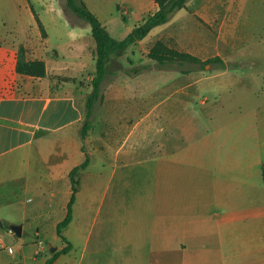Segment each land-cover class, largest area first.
<instances>
[{
    "label": "crops",
    "instance_id": "1",
    "mask_svg": "<svg viewBox=\"0 0 264 264\" xmlns=\"http://www.w3.org/2000/svg\"><path fill=\"white\" fill-rule=\"evenodd\" d=\"M84 1L117 39L124 38L158 9L156 0H110L106 9L96 5L94 0ZM226 1L188 0L167 22L154 26L143 39L132 45H140L141 52L147 55L154 43L163 39L202 59L214 55L222 57L216 29H222L229 16ZM33 17L34 25L24 28L21 1L0 0V239L11 245L10 234L17 235L11 227L16 224L22 225V233L29 226L37 235L48 228H56L66 215L71 196L70 170L88 156L86 171L95 153L109 149L116 165L133 163L142 166L145 161L155 162L153 171L157 179L153 181V188L156 189L157 210L146 219H150L157 258L146 264H264V151L259 139L247 148L233 143L231 146L229 124L232 118L208 115L205 118L211 123L203 127L199 117L196 119L193 114L175 115L166 122V113L164 124L173 125L174 130L165 131L167 125L160 126L157 152L138 146L126 148L125 141L110 149L111 144L102 133L82 136L87 94L92 90L82 92L67 81L58 85L50 82L49 64L44 56L51 46L50 32L44 24L46 36H43L35 15ZM64 26L70 28L68 34L71 37L87 40L86 43L68 45L70 52L83 54L89 50L95 59L96 42L91 40L88 24L68 20ZM200 26L210 30H200ZM150 36L152 40L145 43ZM230 42L224 41V46ZM20 44L26 47L29 59L46 61V76L17 72ZM128 48L118 50L108 58L125 54L130 65L111 72L118 77L111 84V94L102 93L93 109L98 104L102 111L111 103L114 104L110 105L111 109H115L116 102L136 98V95L128 94L131 81H138L149 70L134 67ZM53 51L57 56L60 53L65 56L58 47ZM72 63L68 62L66 69L70 70ZM79 66L78 71H82L84 67ZM187 69L189 71L180 73L185 76L196 74L192 70L195 68ZM176 89L174 93H182L178 97L180 103L192 102L196 95L192 89L184 90L183 86ZM139 96L143 101L138 106L147 98ZM131 101L127 107H134V100ZM206 102L202 100V103ZM71 111L74 114L71 115ZM60 115H64L62 120H58ZM150 129L149 118L143 116L127 126L125 140L128 142L137 132L135 140L141 142L149 136ZM139 156L142 159L136 158ZM140 169L148 173L152 168ZM80 184L78 203L83 202L82 179ZM28 189L35 190L41 197L47 194L48 200L53 202L50 213L21 208L20 196ZM4 207H9L8 214L3 212ZM34 220L37 221L35 224ZM74 220L75 215L70 224ZM24 256L22 253L17 258L15 249L12 252L0 249V264L45 263H34ZM58 259L53 264H57Z\"/></svg>",
    "mask_w": 264,
    "mask_h": 264
},
{
    "label": "rangeland",
    "instance_id": "2",
    "mask_svg": "<svg viewBox=\"0 0 264 264\" xmlns=\"http://www.w3.org/2000/svg\"><path fill=\"white\" fill-rule=\"evenodd\" d=\"M20 1L24 28L34 25V12L31 9L33 6L50 32L51 46L44 53L49 64L50 82L58 85L67 81L82 92L89 88L92 90L96 60L89 50L83 54L70 52L68 45L86 43L87 40L71 37L68 34L70 28L64 26L68 20L72 23L88 24L89 35L95 43L90 24L67 9L65 0ZM94 1L104 9L110 5V0ZM226 4L230 12L225 26L216 29L224 66L219 63L194 62L180 65L177 61L161 64L144 55L140 45L130 46L127 53L133 59L134 67L149 70V73L138 78V81H131L128 94L136 95L134 99L129 98L134 100V107H127L132 101L125 100L126 96L125 102L115 103V109L110 107L112 101H109L111 104L105 106L102 111L98 109L97 104L88 117L91 125L88 135L102 133L108 138L110 149L125 141L126 148L138 146L157 152L160 148L159 128L165 120L169 122V117L193 114L196 119L199 117L204 127L211 123L205 116L212 115L233 119L229 124V130L232 131L231 146L233 143L247 148L258 138L264 151V0H227ZM57 24H60V27H57ZM200 30L210 29L200 26ZM150 40L152 36L145 40V43ZM226 40L232 42L224 46L223 42ZM57 47L65 56L63 53L55 55L53 50ZM132 51L135 52L134 55ZM121 55L108 60L106 68L109 74L102 82V93L110 95L111 84L118 78L116 73L114 76L111 72H118L124 65H130L125 59V54ZM68 62H73L70 70L66 69ZM79 65L84 67L82 71ZM187 68H195L192 70L196 74L185 76L180 73L182 69ZM143 82L144 85L141 84ZM182 86L185 87L184 90L192 89L196 94L192 102L178 101L182 93L174 92ZM139 95H145L147 98L138 106V103L143 101ZM203 99L207 101L205 104L202 103ZM87 110L86 106V119ZM165 113L168 114L166 118ZM143 116H147L151 123L149 136L139 142L135 140V132L126 142L127 126ZM63 117L64 115H60L58 120ZM164 125H167L165 131L174 130L173 125ZM110 152L109 149L99 150L93 155L88 169L84 171L85 168H81L77 174L80 182L82 179L83 202L78 203L76 197L75 220L63 229V234L72 246L68 252L57 257V264H146L157 258V252L152 245L150 219H146L157 210V203L154 202L156 189L153 188V181L157 179L156 172L153 171L155 162L145 161L142 166L133 163L116 165ZM136 158L142 159L140 156ZM146 166L152 169L148 173L140 171V167ZM20 199L22 209L36 213H50L52 210L53 202L48 200L47 194L41 197L33 189L25 190ZM4 208L3 212L8 214L9 207ZM36 222L34 220V224ZM10 235V244L15 249V256L19 258L23 253L24 258L34 260V263H44L66 245L55 227L43 230V233L37 235L26 226L21 235ZM53 247L54 251L51 250ZM20 249H23V252H20Z\"/></svg>",
    "mask_w": 264,
    "mask_h": 264
},
{
    "label": "trees",
    "instance_id": "3",
    "mask_svg": "<svg viewBox=\"0 0 264 264\" xmlns=\"http://www.w3.org/2000/svg\"><path fill=\"white\" fill-rule=\"evenodd\" d=\"M66 8L76 13L80 18L84 19L91 26V33L96 42L95 48V60L96 71L92 79V91L87 98V119L84 122L81 135L86 136L91 128L88 122V117L92 113L93 106L96 100L102 98V82L107 74V60L108 58L118 50H124L130 45L143 39L150 30L159 24L167 22L172 14L179 8L186 5L188 0H156L158 3V9L150 14L145 20L135 26L124 38L117 39L111 35L108 28L102 23L100 18L87 6L84 0H65ZM32 11L39 23V27L43 36H46L44 24L35 12L34 7L31 6ZM27 50L23 44H20L17 51L16 70L21 74L44 77L47 75V64L44 59H29L26 54ZM147 57L158 61L161 64L167 62L177 61L180 65L186 62H194L197 64H210L219 63L221 66L225 65L223 57L220 55H214L206 59L194 55L190 52L179 50L174 47H170L163 39L157 40L154 45L149 49ZM189 69H182V72H187ZM89 163V157L75 165L69 172V179L71 184V196L67 203V211L64 218L57 224V234L66 242L65 247L56 251L49 257L44 264H53L54 261L61 253H66L70 250L72 243L63 234V229L68 226L74 217V204L76 201L77 193L79 191L80 179L77 177L79 170L86 168ZM262 175L264 179V165L262 167Z\"/></svg>",
    "mask_w": 264,
    "mask_h": 264
},
{
    "label": "water",
    "instance_id": "4",
    "mask_svg": "<svg viewBox=\"0 0 264 264\" xmlns=\"http://www.w3.org/2000/svg\"><path fill=\"white\" fill-rule=\"evenodd\" d=\"M209 67V66H208ZM0 224H2V222H0ZM11 229L17 234V235H21L22 234V225L21 224H16V225H12ZM52 251L55 250V247L51 248Z\"/></svg>",
    "mask_w": 264,
    "mask_h": 264
},
{
    "label": "built area",
    "instance_id": "5",
    "mask_svg": "<svg viewBox=\"0 0 264 264\" xmlns=\"http://www.w3.org/2000/svg\"><path fill=\"white\" fill-rule=\"evenodd\" d=\"M5 248L10 252L14 250L12 245H7L3 240L0 239V249H5Z\"/></svg>",
    "mask_w": 264,
    "mask_h": 264
}]
</instances>
